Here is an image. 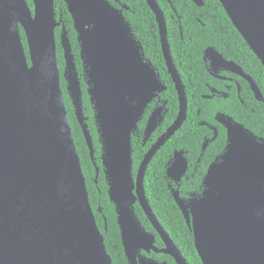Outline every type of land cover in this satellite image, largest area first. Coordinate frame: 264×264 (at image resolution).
I'll list each match as a JSON object with an SVG mask.
<instances>
[{
    "label": "water",
    "instance_id": "1",
    "mask_svg": "<svg viewBox=\"0 0 264 264\" xmlns=\"http://www.w3.org/2000/svg\"><path fill=\"white\" fill-rule=\"evenodd\" d=\"M147 1L157 17L180 109L135 175L133 134L148 105L168 86L146 57L124 11L109 0H65L80 45V73L55 0H33L34 7L28 0H0V264H114L90 201L68 119L57 53L56 29L61 26L67 90L98 183L100 167L84 109V77L108 193L118 212L129 264H168L147 257L143 250L167 253L177 264H190L161 225L145 189L154 155L188 116L186 86L172 55L165 14L157 0ZM194 2L204 5V0ZM220 2L264 65V0ZM205 59L214 71L224 68L243 76L256 98L264 101L257 82L238 63L213 46L205 50ZM163 110L161 106L151 113L146 139L163 123ZM216 119L228 129V145L209 166L202 192L186 199L178 186L172 194L204 264H264V137L231 115L220 112ZM169 163L167 173L180 185L189 167L184 151H175ZM137 201L164 240V248L155 245V233L136 214Z\"/></svg>",
    "mask_w": 264,
    "mask_h": 264
},
{
    "label": "trees",
    "instance_id": "2",
    "mask_svg": "<svg viewBox=\"0 0 264 264\" xmlns=\"http://www.w3.org/2000/svg\"><path fill=\"white\" fill-rule=\"evenodd\" d=\"M110 1L116 5L114 0ZM122 1L130 6V9L125 10L124 14L130 21L138 39L142 41L146 56L154 62L162 79L169 86L164 97L169 101L170 112L165 125L153 136V139H156L178 114V94L163 56L159 28L152 8L146 0ZM204 1L206 4L199 6L193 0H158L166 15L172 55L187 88L189 110L188 119L183 127L154 156L145 178L147 197L155 214L190 264L204 263L196 249L194 234L168 187L165 171L166 162L175 148H187L190 152L189 158L192 166L189 171V178H184L182 182L181 190L183 194L199 190L209 164L213 161L216 154L224 150L226 145L225 129L214 117L218 110L230 113L237 121L243 123L257 135L264 137V101H260L255 97V94L244 80L239 78L242 83L244 103L238 98L236 87L233 88L228 99H204L202 97V94L210 93L206 86L207 82L216 87H221L220 81L212 77L205 67L203 53L209 46L216 47L228 59L238 62L246 73L254 78L264 94V65L261 60L235 27L220 0ZM28 2L31 7H34L33 0H28ZM55 6L57 16L62 15L63 22L68 30L73 53L76 56L78 70L82 73L80 45L72 15L68 11L65 0H55ZM59 28L56 29V37L58 43V65L62 73L61 84L69 123L87 180L90 201L96 213L98 225L105 236L107 250L113 258V263L128 264L122 244L120 227L117 222V213L108 193L109 187L101 160V144L98 140L94 111L87 92V85L82 80L85 114L88 116L89 127L95 141L96 162L100 167L98 183L95 180L96 165L92 160L82 127L76 117L75 109L67 90V82L63 76L65 58L64 50L60 43L61 30ZM21 30L28 51L26 36L24 30ZM199 109L201 110L200 115H198ZM201 120L218 125L220 135L214 142L210 143L202 156L198 168L195 170L194 165L200 156L204 136L211 135L208 127L199 124ZM147 148L148 146L141 147L140 142L133 138L134 172H136ZM100 206L103 209L102 213L99 212ZM136 207L144 225L148 229L154 230L139 203H137ZM157 239V245L163 247L162 239L159 236ZM153 255L159 260H167L170 264H177L170 255L163 253H153Z\"/></svg>",
    "mask_w": 264,
    "mask_h": 264
},
{
    "label": "flooded vegetation",
    "instance_id": "3",
    "mask_svg": "<svg viewBox=\"0 0 264 264\" xmlns=\"http://www.w3.org/2000/svg\"><path fill=\"white\" fill-rule=\"evenodd\" d=\"M110 1V0H109ZM147 1V0H146ZM170 1V0H169ZM194 1V0H193ZM111 2V1H110ZM114 2L116 3V5L114 4V3H112L115 7H117V8H119V9H122L123 11H125V10H129L130 9V6L127 4V3H125V2H123L122 0H114ZM157 2H158V0H157ZM147 3H148V1H147ZM158 4L160 5V3L158 2ZM197 4V3H196ZM206 4V2L204 1V5ZM198 5V4H197ZM204 5H202V6H204ZM200 6V5H199ZM160 7H161V5H160ZM162 8V7H161ZM153 10V9H152ZM163 10V9H162ZM154 12V11H153ZM163 12H164V10H163ZM155 13V12H154ZM164 14H165V12H164ZM177 16H179V15H177ZM155 17H156V14H155ZM165 18H166V15H165ZM156 21H157V17H156ZM166 22H167V19H166ZM157 24H158V21H157ZM168 26V25H167ZM158 28H159V24H158ZM61 31H60V38H61V32H62V26L59 28ZM159 34H160V31H159ZM161 39V38H160ZM214 47V46H213ZM208 48V47H207ZM206 48V49H207ZM216 48V47H215ZM205 49V50H206ZM217 49V48H216ZM205 50H204V53H203V59H204V62H205V67H206V69H207V71H208V73L212 76V77H214L215 79H218L219 81H220V86L221 87H216V86H214V85H211L210 83H206V86H207V88H208V90H210V93H204V94H202V97L204 98V99H213V98H216V99H228L230 96H231V93H232V90H233V88L234 87H236V91H237V96H238V98L240 99V101L242 102V103H244V99H243V97H242V91H243V88H242V83H241V81L239 80V78L240 79H242V80H244L246 83H247V86L252 90V88H251V86H250V83L248 82V80H246L243 76H241V75H239V74H237V73H235V72H232V71H230V70H226V69H224V68H219L218 69V71H214L213 69H212V67H211V61L209 60V61H206V59H205ZM218 50V49H217ZM219 51V50H218ZM220 52V51H219ZM220 53H222V52H220ZM223 54V53H222ZM224 55V54H223ZM147 57V56H146ZM224 57L226 58V59H228L225 55H224ZM148 58V57H147ZM149 60H151L150 58H148ZM228 60H232V59H228ZM152 61V60H151ZM232 61H235V60H232ZM236 62V61H235ZM152 63L154 64V62L152 61ZM236 63H238V62H236ZM239 64V63H238ZM155 65V64H154ZM167 65V64H166ZM240 65V64H239ZM156 66V65H155ZM241 66V65H240ZM242 67V66H241ZM168 68V67H167ZM243 68V67H242ZM243 70H244V68H243ZM169 71V70H168ZM64 72V71H63ZM180 72V71H179ZM244 72L246 73V71L244 70ZM170 74V73H169ZM248 74V73H247ZM171 75V74H170ZM250 75V74H249ZM182 76V75H181ZM251 76V75H250ZM172 77V76H171ZM161 78H162V76H161ZM253 78V77H252ZM254 79V78H253ZM82 80L85 82V80H84V77L82 76ZM164 81V80H163ZM165 82V81H164ZM174 82V81H173ZM184 82V81H183ZM166 83V82H165ZM167 84V83H166ZM258 84V83H257ZM167 86H168V84H167ZM174 86H175V84H174ZM186 86V85H185ZM260 87V86H259ZM168 89H169V86H168ZM167 89V90H168ZM175 89H176V87H175ZM187 89V88H186ZM166 90V91H167ZM262 90V89H261ZM166 91L165 92H163V93H161L158 97H156L149 105H148V107H147V109H146V112H145V114H144V117H143V119L139 122V124H138V128H137V130H136V132L133 134V138H136L137 139V141L138 142H140V144H141V147H147L148 146V148H147V151L145 152V154L143 155V158L141 159V162H142V160L144 159V157H145V155L147 154V152L151 149V147L157 142V140L167 131V129L175 122V120L177 119V117H178V114H177V116H176V118L173 120V122L170 124V125H168V126H166V128H165V130L162 132V133H160V135L159 136H157L156 137V139H153V136L156 134V132L160 129V128H162L164 125H165V123H166V120H167V116H168V114H169V112H170V107H169V101H168V99H166L165 97H164V95H165V93H166ZM176 91H177V89H176ZM253 91V90H252ZM263 92V91H262ZM186 93H187V90H186ZM253 93H254V91H253ZM177 94H178V92H177ZM255 94V93H254ZM264 95V94H263ZM187 97H188V95H187ZM255 97H256V95H255ZM178 100H179V96H178ZM161 106H164V110H163V114H165V119H164V121H163V123L146 139V126H147V124H148V119H149V117H150V115H151V113L156 109V108H160ZM179 109H180V102H179ZM188 110H189V99H188ZM220 112H222V113H225V114H228V115H231L230 113H228V112H225V111H222V110H218L216 113H215V120L217 121V119H216V116H217V114L218 113H220ZM178 113H179V110H178ZM200 113H201V110L199 109L198 110V115H200ZM87 116V115H86ZM231 116H233V115H231ZM88 117V116H87ZM234 117V116H233ZM235 118V117H234ZM187 119H188V116H187ZM186 119V120H187ZM186 122V121H185ZM185 122H184V124H185ZM224 129H225V134H226V145H225V148H224V150L222 151V152H220V153H218V154H216L215 155V157H214V159H213V161L212 162H214L216 159H217V157H220L225 151H226V147H227V145H228V129L222 124V123H220L219 121H217ZM205 123V124H204ZM183 124V125H184ZM199 124L201 125V126H206V127H208L209 129H210V131H211V135H205L204 136V139H203V143H202V147H201V153H200V156L198 157V159H197V161H196V163H195V170L198 168V165H199V163L201 162V160H202V156L204 155V153L206 152V150L208 149V147H209V145H210V143L211 142H214L218 137H219V135H220V129H219V126L218 125H216V124H214V123H211V122H208V121H206V120H201L200 122H199ZM183 125H182V127H183ZM181 127V128H182ZM180 128V129H181ZM180 129H178L176 132H178ZM175 132V133H176ZM175 133L171 136V138L175 135ZM255 133V132H254ZM256 134V133H255ZM260 137H262V136H260ZM170 138V139H171ZM170 139H168L166 142H165V144L170 140ZM206 141H209V144H208V146L206 147V149H204L203 147H204V144L206 143ZM132 143H133V140H132ZM165 144H163L162 146H161V148L165 145ZM160 148V149H161ZM159 149V150H160ZM158 150V151H159ZM158 151L156 152V154L158 153ZM175 151H184V153H185V156H186V158H187V160H188V162H189V167H188V170H187V173L185 174V176L182 178V180L180 181V185H178L175 181H173L172 180V178L171 177H169V175H168V173H167V170H165L166 171V178H167V181H168V187H169V189H170V192H171V194H172V188H178V186H179V189H180V194H181V196L182 197H185L186 199H190V198H194L195 197V195H199L202 191H201V187H202V183H203V180H204V178H205V176H206V174H207V172H208V168H209V166L211 165V163L209 164V166H208V168H207V170H206V173H205V175H204V177H203V180H202V183H201V185H200V189L199 190H196V191H191V192H188L187 194H183L182 193V190H181V186H182V182H183V180H184V178H186V179H188L189 178V171H190V168H191V166H192V163H191V161H190V158H189V150L187 149V148H185V147H182V148H175L174 149V151H173V153H172V155L170 156V158H169V160L166 162V167H167V165H169L170 166V161L171 160H174L175 159ZM155 154V155H156ZM154 155V156H155ZM154 158V157H153ZM153 160V159H152ZM140 162V163H141ZM152 162V161H151ZM150 162V163H151ZM140 163H139V165H138V167H137V169H136V172H134V174L136 175V173L138 172V169H139V166H140ZM150 165V164H149ZM149 167V166H148ZM166 167H165V169H166ZM135 169V168H134ZM148 170V169H147ZM147 173V172H146ZM145 178H146V176H145ZM146 189V188H145ZM146 195H147V193H146ZM172 196H173V194H172ZM148 198V197H147ZM173 198H174V196H173ZM149 200V199H148ZM174 200H175V198H174ZM176 201V200H175ZM150 202V201H149ZM137 203H139V201H137L136 203H135V211H136V214L138 215V217L140 218V220H141V222H142V224L144 225V223H143V221H142V219H141V216L139 215V213H138V211H137V207H136V205H137ZM177 203V202H176ZM140 204V203H139ZM178 205V204H177ZM115 206V205H114ZM140 206H141V204H140ZM101 207V206H100ZM142 207V206H141ZM178 207H179V205H178ZM102 208V207H101ZM180 208V207H179ZM143 209V208H142ZM115 210H116V207H115ZM181 210V209H180ZM144 211V210H143ZM154 211V210H153ZM100 212V211H99ZM102 212H103V209H102ZM101 212V213H102ZM181 212H182V210H181ZM116 213H117V222H118V212H117V210H116ZM145 213V212H144ZM155 213V212H154ZM183 213V212H182ZM96 214V213H95ZM146 214V213H145ZM184 215V214H183ZM147 216V215H146ZM157 216V215H156ZM148 217V216H147ZM185 217V216H184ZM97 218V217H96ZM158 218V217H157ZM149 219V218H148ZM186 219V218H185ZM159 220V219H158ZM187 221V220H186ZM98 222V221H97ZM150 223H151V221H150ZM161 223V222H160ZM187 224H188V222H187ZM118 225H119V222H118ZM151 225L153 226V224L151 223ZM162 225V224H161ZM99 226V225H98ZM163 226V225H162ZM188 226H189V224H188ZM100 227V226H99ZM119 227H120V225H119ZM144 227L148 230V231H151V232H154L155 233V235H156V243H155V245L158 247V248H164L165 246H166V244H165V242H164V240L162 239V237L158 234V232H157V230L154 228V226H153V228H154V230H150V229H148L147 228V226L146 225H144ZM164 227V226H163ZM190 227V226H189ZM101 229V228H100ZM164 229L166 230V228L164 227ZM191 229V228H190ZM102 231V230H101ZM120 231H121V228H120ZM191 231H192V229H191ZM166 232L169 234V236L171 237V235H170V233L166 230ZM193 232V231H192ZM103 233V232H102ZM194 234V233H193ZM104 235V234H103ZM158 236L162 239V241H163V243H164V246L163 247H159L158 245H157V238H158ZM121 238H122V244H123V248H124V252H125V247H124V243H123V237H122V233H121ZM172 238V237H171ZM173 240V239H172ZM195 240V239H194ZM174 241V240H173ZM175 243V242H174ZM176 244V243H175ZM177 245V244H176ZM179 248V247H178ZM182 252V251H181ZM142 253L144 254V255H146L147 257H149V258H153V259H156L157 261H166V262H168L167 260H159V259H157L154 255H153V253H156V254H159V253H163V252H155L154 250H152L150 253H148L147 251H145V250H143L142 251ZM163 254H167V253H163ZM125 255H126V252H125ZM167 255H170V254H167ZM184 255V254H183ZM170 256H172V255H170ZM126 257H127V255H126ZM173 257V256H172ZM174 258V257H173ZM127 260H128V257H127ZM175 260V259H174ZM188 260V259H187ZM176 261V260H175ZM177 263V262H176ZM190 263V262H189ZM128 264H129V261H128ZM168 264H170L169 262H168Z\"/></svg>",
    "mask_w": 264,
    "mask_h": 264
}]
</instances>
